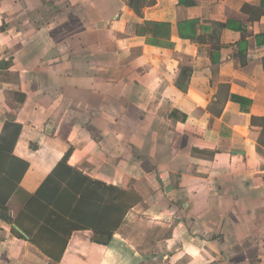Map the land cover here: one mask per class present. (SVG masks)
Instances as JSON below:
<instances>
[{
	"label": "crops",
	"instance_id": "1",
	"mask_svg": "<svg viewBox=\"0 0 264 264\" xmlns=\"http://www.w3.org/2000/svg\"><path fill=\"white\" fill-rule=\"evenodd\" d=\"M153 1L0 0V264H264V0Z\"/></svg>",
	"mask_w": 264,
	"mask_h": 264
},
{
	"label": "trees",
	"instance_id": "2",
	"mask_svg": "<svg viewBox=\"0 0 264 264\" xmlns=\"http://www.w3.org/2000/svg\"><path fill=\"white\" fill-rule=\"evenodd\" d=\"M127 4L129 5V7L134 10V12H136L137 14H141L142 8L146 5H151L153 4V0H126ZM246 7H249L248 5H246ZM245 10V8H243ZM263 13H258V16L261 15ZM195 24V21L192 23V25ZM149 29V35L150 37V42H152L153 44H159L161 39H168L170 36V25L168 23H157V22H149L147 23ZM212 25L216 27V30L221 31L222 28L224 26H226V24L221 23V22H216L213 21ZM194 27V26H193ZM140 26H137V29H139ZM192 42H200L201 41V37L196 35L194 30L192 31L191 34L186 35ZM218 49V48H217ZM10 62H6L5 65L9 66ZM232 98H235L234 96H232ZM261 123L264 124V117L260 118ZM253 122H255V118H252V124ZM20 125H17L13 122H6L4 125V129L3 132L0 136V179L2 178V170L3 167L6 166L7 163V157L8 155H10L12 153L13 150V146L17 140L18 134L20 132ZM12 156V155H10ZM66 158H67V154L63 157V159L61 160L60 164H65L66 163ZM24 170V168H23ZM14 171L13 168L10 166L9 170H6L5 168V178L10 177V178H14ZM11 191L14 190V187H11L10 189ZM63 194H59L58 197H61ZM57 196V195H56ZM8 198V195L4 196L3 198L0 199V212L2 211H6L7 207H6V200ZM125 205V203H124ZM118 208V207H117ZM124 212L126 211V208L124 206L123 208ZM113 211H114V206L109 205V215L111 216V213L113 215ZM51 214H57V210L56 208L51 210ZM109 220V219H108ZM116 224H118V221L116 222ZM116 224L112 227H107L103 230L105 231V233L107 234H112V231L114 230V228H116ZM103 229V228H101Z\"/></svg>",
	"mask_w": 264,
	"mask_h": 264
},
{
	"label": "water",
	"instance_id": "3",
	"mask_svg": "<svg viewBox=\"0 0 264 264\" xmlns=\"http://www.w3.org/2000/svg\"><path fill=\"white\" fill-rule=\"evenodd\" d=\"M3 217L4 218H7V215L6 214H4L3 215ZM14 227L16 228V229H18L15 225H14ZM19 230V229H18ZM108 240H109V238L108 237H104V236H102V237H99V241H101V242H103V243H106V242H108Z\"/></svg>",
	"mask_w": 264,
	"mask_h": 264
}]
</instances>
